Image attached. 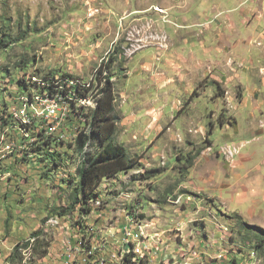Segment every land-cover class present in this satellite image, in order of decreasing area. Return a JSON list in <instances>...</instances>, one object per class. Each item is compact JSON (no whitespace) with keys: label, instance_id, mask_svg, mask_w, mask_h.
I'll list each match as a JSON object with an SVG mask.
<instances>
[{"label":"rangeland","instance_id":"374dc122","mask_svg":"<svg viewBox=\"0 0 264 264\" xmlns=\"http://www.w3.org/2000/svg\"><path fill=\"white\" fill-rule=\"evenodd\" d=\"M111 59L113 139L133 168L85 217L77 169L96 149L77 137L92 106L69 101L48 150L0 128L1 143L26 139L0 161V264L40 231L49 255L28 264H124L138 248L133 264H264V0H0V112L65 78L95 102Z\"/></svg>","mask_w":264,"mask_h":264},{"label":"trees","instance_id":"16d2710c","mask_svg":"<svg viewBox=\"0 0 264 264\" xmlns=\"http://www.w3.org/2000/svg\"><path fill=\"white\" fill-rule=\"evenodd\" d=\"M113 64L114 60L111 59L109 67H101L98 71L99 78L96 80L104 84L99 91V97L95 101L96 107L90 108L91 111L86 116L87 122L90 125L89 129L86 132L80 133L77 137V145L81 153L84 152L86 154V148L91 142H94L96 149L95 152L84 156L81 165L77 169L78 181L76 180L75 183L77 185L75 186L73 204L74 206L79 205L78 211L85 217L92 212V202L98 199V188L102 182L106 179L114 178L120 173L129 172L135 164L133 159L128 157L127 149L113 139L118 128L117 124L120 121L115 112V86L111 75H107L102 79L107 70H111ZM1 93H3V88L0 85ZM81 93L82 91H78L80 96H82ZM5 106L6 108L0 112V125H3V127L14 124V120L9 114L7 103ZM36 136L41 144H37L33 151L51 148V145L46 143L45 138L42 137L43 133L39 132L38 135H34V137ZM49 154L54 153L51 152ZM51 161L55 166H58V161L61 160L53 158ZM33 238L36 239L33 245V262H38L49 255L51 242L43 238L41 231L32 233L30 239ZM29 244L30 241L25 242L23 245L21 243L17 244L8 258V264H23L25 258L24 251L28 249ZM135 258L136 256L130 253L125 256L124 264H133ZM141 262L143 264V261Z\"/></svg>","mask_w":264,"mask_h":264},{"label":"built area","instance_id":"2783aa9c","mask_svg":"<svg viewBox=\"0 0 264 264\" xmlns=\"http://www.w3.org/2000/svg\"><path fill=\"white\" fill-rule=\"evenodd\" d=\"M32 79L37 87L47 86V83L37 81L36 77H33ZM51 87L55 91L52 94L48 93L37 94L35 96H22L20 99H16V107L14 106L9 112L10 116L14 120V124L4 127L3 125H0V128H3L2 131L6 132L9 130L8 132H10L13 130L15 132V129H17L21 135L26 138H29L28 133L33 130L38 133H44L46 130L51 129L54 132L69 118L70 104L72 103L69 101L77 102L78 106H96L95 102H92L87 98H83L78 94V91H84L90 87L89 84L83 83L78 79L65 78L61 79V81H54V86L51 85ZM4 136L3 141L5 138ZM24 140L26 139L22 138L20 141V138H17L6 142L4 141V144L0 142V161L8 158L10 155L16 154L15 152L22 147L20 142ZM37 141V136L30 137L27 144L32 142L30 143L31 147H33L34 144H41L40 141ZM29 155L31 156L32 154ZM27 241H30V244L28 249L24 251L25 258L23 264H28V260L31 256H33V245L36 239L29 238ZM137 241L140 244L143 243L140 235H138ZM136 252L137 254L134 261H140L145 258L144 251L140 248H138Z\"/></svg>","mask_w":264,"mask_h":264},{"label":"crops","instance_id":"0c3cea01","mask_svg":"<svg viewBox=\"0 0 264 264\" xmlns=\"http://www.w3.org/2000/svg\"><path fill=\"white\" fill-rule=\"evenodd\" d=\"M12 157H15V155L14 156H12ZM12 157L11 158H7V159H5V160H12V162H13V159H12ZM47 167H48V165H47ZM53 173H57V170H53ZM30 238V237H29ZM15 248V247H14ZM33 259V258H32ZM46 260V259H45ZM42 261V260H41ZM41 261H38V262H41ZM43 261H44V259H43Z\"/></svg>","mask_w":264,"mask_h":264}]
</instances>
